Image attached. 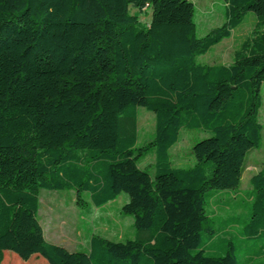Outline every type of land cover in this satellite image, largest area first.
<instances>
[{"label":"trees","instance_id":"16d2710c","mask_svg":"<svg viewBox=\"0 0 264 264\" xmlns=\"http://www.w3.org/2000/svg\"><path fill=\"white\" fill-rule=\"evenodd\" d=\"M224 2L223 24L197 38L189 0H0V264H236V249L264 264V169L239 190L262 143L264 0ZM249 12L230 64L197 63ZM139 108L155 118L142 145ZM181 130L206 136L187 168L169 154ZM41 191L95 208L125 194L134 238L49 243Z\"/></svg>","mask_w":264,"mask_h":264},{"label":"rangeland","instance_id":"374dc122","mask_svg":"<svg viewBox=\"0 0 264 264\" xmlns=\"http://www.w3.org/2000/svg\"><path fill=\"white\" fill-rule=\"evenodd\" d=\"M189 1L193 4L195 10L193 22L196 27L195 35L197 38L204 37L223 24L224 0ZM131 12H134V10H131ZM140 19L147 22L149 16L142 15ZM255 22L254 13H247L242 23L233 30L231 37L213 46L205 55L197 57V63L205 65L230 64L233 51L250 34ZM260 96L262 106L259 110L258 121L262 126V143L258 150L251 151L247 157L240 181V191H248L250 189V178L259 170L264 169V84L261 85ZM154 125V115L143 108H139L137 117L139 145L147 143L152 137ZM205 137L202 133L181 130L178 142L169 151L172 166L175 168L191 166L194 163L191 148L197 141ZM153 164V157L147 156L140 163V168L153 173ZM38 200L37 220L42 227L45 239L49 243L59 245L69 252H84L93 234L115 242H123L134 238L133 220L129 215L121 212L122 206L128 200L123 193L115 201L100 208H95L92 205L77 206L75 195L71 191H41ZM7 254L10 258L14 256L9 252ZM246 255L243 250L236 249L234 253L236 264H245ZM32 259L31 264L44 262L39 257H32Z\"/></svg>","mask_w":264,"mask_h":264},{"label":"crops","instance_id":"0c3cea01","mask_svg":"<svg viewBox=\"0 0 264 264\" xmlns=\"http://www.w3.org/2000/svg\"><path fill=\"white\" fill-rule=\"evenodd\" d=\"M44 237H45V235H44Z\"/></svg>","mask_w":264,"mask_h":264}]
</instances>
